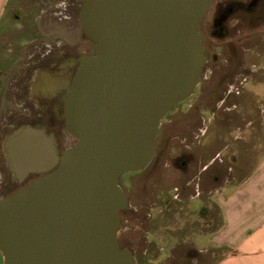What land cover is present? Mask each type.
<instances>
[{"label": "water", "instance_id": "water-1", "mask_svg": "<svg viewBox=\"0 0 264 264\" xmlns=\"http://www.w3.org/2000/svg\"><path fill=\"white\" fill-rule=\"evenodd\" d=\"M209 6L82 0L94 52L77 58L62 113L76 143L61 155L53 147L31 169L44 175L0 198L3 264H135L116 239L125 205L118 176L149 163L162 116L198 84L197 29ZM34 143L49 140L37 132Z\"/></svg>", "mask_w": 264, "mask_h": 264}, {"label": "rangeland", "instance_id": "rangeland-1", "mask_svg": "<svg viewBox=\"0 0 264 264\" xmlns=\"http://www.w3.org/2000/svg\"><path fill=\"white\" fill-rule=\"evenodd\" d=\"M227 1L210 0L201 17L197 35L204 64L198 84L188 98L162 116L152 160L143 169L118 176L125 205L119 211L116 239L119 248L127 250L135 264H192V261L212 264L222 255L220 250L213 255H201L194 252L192 245L182 244V240L192 234L193 225L206 228L203 218L210 221L215 217L207 194L215 186L213 168L198 174L196 160L200 157L203 162V156L210 157L215 152L226 155L224 142L234 147V138L248 136L243 122L259 120L264 107V0L255 11L235 12L225 22L228 33L217 37L211 33L215 5ZM14 3L15 0H10L2 24L16 27L17 23L24 45L0 51L6 64L15 54L21 61L17 75L9 78L2 91L6 106L0 109V198L36 179L37 175H28L27 171L40 167L41 156H50L53 147L61 155L76 143L65 130L57 103L49 106L53 101L43 98L37 80L44 85L47 99L56 96L64 105L70 64L79 56L94 52V44L84 35L80 24L82 0H18L16 6ZM48 48H52V53L49 54ZM37 59L44 62L39 66ZM51 59H59L62 65L67 61L66 66L55 72L54 68L51 73L42 72L45 62ZM31 75L33 82L28 88ZM36 131L48 138V148L34 143ZM18 132L10 142L11 161L4 153L3 137ZM206 143L210 145L207 147ZM183 155L188 157L185 171L179 164ZM194 173L204 205L199 199H186L189 194L186 191L179 194L181 201L172 197L178 195L177 189ZM17 176L24 181L19 183ZM182 205L186 207L184 211ZM199 216L202 223L195 224ZM185 222L189 228L183 233L181 227ZM208 242L195 231L196 246L206 247ZM0 264H3L1 251Z\"/></svg>", "mask_w": 264, "mask_h": 264}, {"label": "crops", "instance_id": "crops-1", "mask_svg": "<svg viewBox=\"0 0 264 264\" xmlns=\"http://www.w3.org/2000/svg\"><path fill=\"white\" fill-rule=\"evenodd\" d=\"M17 1L15 0L14 6L18 5ZM9 2L10 0H0V51L4 47L23 48L24 45L23 39L20 40L19 36L22 31L17 23L16 27L2 24ZM263 13L264 9H262ZM14 18L17 19L18 16ZM17 35L19 38H15ZM0 60H2L0 64L3 65H0L1 109L6 103L2 91L8 86L9 78L17 75L16 71L21 61L18 62L16 54L8 64L1 54ZM260 114L259 120L248 119L243 122V128L249 135L234 138L236 143L234 147L230 142H224L222 148L228 150L226 155L215 152L213 156H203V162L200 161V157L196 160L198 174L213 168L212 179L215 186L209 189L207 194L211 197L209 203L214 207L215 217L210 221L203 218L202 223L199 216L195 224L201 222L206 228H201L202 225L195 227L193 225L192 234L186 235L182 244L192 245L194 252L196 250L201 255H213L220 250L222 255L212 264H264V107ZM235 128L239 129V126ZM206 144L207 147L210 145ZM195 145L198 144L195 142ZM199 147L204 149L200 144ZM223 173L226 176L221 178L219 175ZM195 199L204 202L197 184H195ZM180 208L183 211L186 209L183 205ZM186 228L189 227L185 222L181 231L184 233ZM195 231L208 239L206 247L195 245Z\"/></svg>", "mask_w": 264, "mask_h": 264}, {"label": "flooded vegetation", "instance_id": "flooded-vegetation-1", "mask_svg": "<svg viewBox=\"0 0 264 264\" xmlns=\"http://www.w3.org/2000/svg\"><path fill=\"white\" fill-rule=\"evenodd\" d=\"M261 2H262L261 0H247L245 2L236 1V0H229L225 4L220 3V2L217 3L215 5V9H214V16H213L212 24H211V27H212V32L211 33L213 35L217 36V37H221V36L226 35L228 32H227V29L225 28L226 27L225 26V22L228 20V18H230L237 11L249 12V13L252 12V11H255V8ZM257 19H259V18H257ZM52 51H53L52 48L51 49L48 48L49 54L52 53ZM41 60L37 59V63H38L39 66H40V63L44 62V61H41ZM66 62L67 61L62 62V63L65 64V65H62L59 59L48 60L47 62H45V66L42 67V72L51 73L49 71H51L53 68H54V70L52 72H55L56 70H59L63 66H66ZM75 67H76V60L72 64H70V66H69V75L72 74V72L74 71ZM33 73H34V71H33ZM40 74H41V72H40ZM30 79L31 80L27 83L28 88L30 86L29 84H31V82H33L32 81V75H31ZM37 86H38V90H40V92H41V94H42L44 99L53 101V102L49 103V106L54 107L55 106V102H56L57 106H58V109L61 110V113H63L64 105L62 103V100L59 99L56 96L54 98H48L47 99L45 97L44 85L40 81L37 80ZM229 95H230V91H229V93H227V97ZM44 99H43V101H46ZM58 102H59V104H58ZM19 132H18V134L13 133L11 135L9 134V135H6V136L3 137L4 138V141H3L4 142V145H3L4 146L3 147L4 153L6 154V156H8V158H10L11 161H12V158H11V154H10V142H11V139H13L17 135H19ZM152 158H151V160H152ZM187 158H188L187 156L183 155L182 158L180 159L181 161L179 162V164L181 166L180 169L183 170V171L186 170L185 166H186ZM150 161H149V163H150ZM11 166L13 168H15V170L17 172L16 166H14L13 164H11ZM27 172L29 173L28 175H31V174L32 175H37L38 177H36V179L46 173V172L39 171V170H29ZM28 175H27V177H28ZM194 176H195V173H194L193 177H190L189 179H187L186 182L183 185L180 186V189L175 188V190L177 189V191H178V195H173L172 197H174V198L176 197V199L179 201L180 200V199H178L179 194L183 193L184 191H186V192L189 193L188 195H186V199H195V177ZM17 177H18L17 179L19 180V183L24 181V179H22V177L21 178L19 176H17ZM192 255H194V253ZM192 264H195V262L192 261Z\"/></svg>", "mask_w": 264, "mask_h": 264}]
</instances>
